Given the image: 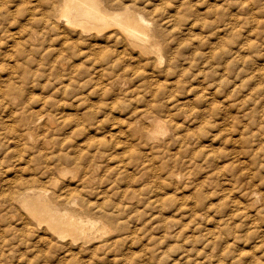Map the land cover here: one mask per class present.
<instances>
[{
  "label": "rangeland",
  "instance_id": "rangeland-1",
  "mask_svg": "<svg viewBox=\"0 0 264 264\" xmlns=\"http://www.w3.org/2000/svg\"><path fill=\"white\" fill-rule=\"evenodd\" d=\"M24 1L25 0L6 1L8 7L12 11H17L16 12L17 15L15 16L13 21H12V18L10 19V18H7L8 16L7 17L5 16L7 15V12L5 11L4 8L2 10L3 12L0 11V21H1L0 22V35H3V43L0 46V54H1L0 57L2 56V58H0L1 59L0 60V89L2 90V91L0 90V205H1L0 206V264H37L38 262L39 264H48V262L50 264L51 261H53L51 264H54V263L55 264H63V263L64 264H67V263L68 264H81V263L86 264L87 262H88L87 264H90V263L91 264H102V263L103 264H110V263L111 264L113 263L114 264H138V263L140 264L142 263L143 264L142 262L143 259H146L145 258L146 255L151 251H152L151 253L153 254L154 253H156L157 255L167 254V256H169V254L177 255L178 252L180 253V250L182 251V250H187V249L190 250V249H204V248L208 250L213 249V251L210 252V254L212 253L211 254L212 260L213 259L217 260L219 258L221 251L227 252L226 254H224V258L220 257V259L224 262V264H243L241 261L245 262L246 257H247L246 255L244 257L243 253L244 252L248 253L252 251L254 252V250L257 252L255 256L261 257V260L264 261V257H263L264 253L262 252V250H257V249H264V226H263L264 223L260 225L259 224L260 222L259 223L253 222L252 224L254 213H257L260 210L259 211L260 215H264V202H263L264 201L263 199L264 198V57H263L264 56V51H263L264 50V0H121L122 2L131 5L132 7H135L136 9L146 12L148 16L150 12L154 13L153 17L154 18L156 17L155 19L158 21H161L160 23L164 25L165 28H167L166 30L170 33V38H172L171 41L174 39V35L176 37V40L181 41V45H179L180 41L176 43V40H175V44H174V40H173V44L176 47V50L178 53H177V58L172 63V65H170V67L167 66L168 68L166 67V65H164L163 67L153 69L152 66L147 64V61L145 60L141 62H139L140 60H137L136 62L135 61L136 59L134 58L133 55L132 56L130 54L128 55V53L120 54L121 44H118L117 42L115 43L112 42V44L113 43L115 44V45L113 44L112 46L115 47L117 49L116 50L115 48L111 46L110 44L111 41L105 42V39L103 36V37H98L96 40L92 39V40L85 41V43L86 42L88 43V44L86 43L87 45L84 44L77 48L78 50L79 49L81 50V51L79 50L80 52H77L78 50L74 49L75 53H73L74 50H71L70 52L72 54H70L69 52V57H72V58L67 57L68 58L67 59L66 56L64 57L65 58L64 66H63L64 68L60 67L61 70L59 67H56L54 64L55 63L54 58L56 57L55 56L56 52L52 50L56 48L55 46L58 47L59 45L57 43H54L55 44L54 46V44L53 45L48 44V41L47 42L39 41L41 40L39 39L40 37L33 32L34 26H32V24L28 25V22H26V19H24V15H27V12H29L31 9V5ZM17 3L18 5H16ZM10 4L12 6H10ZM13 4H15V6ZM169 11L171 14L169 13ZM169 15H171L172 17ZM161 17L162 18L164 17L163 18L164 20ZM18 20H21L22 24H21V21L19 22L20 24L17 23ZM10 21L12 24H10ZM12 25H14V27ZM184 25L185 27H187V29L184 27ZM13 28H14V31H13ZM9 29L11 31L10 34L21 31L20 38H19L20 44L16 43L17 46L14 44L16 40L14 41V39H12L11 37L8 38L11 40H8L6 37H9V36L5 33L3 34L4 31H9ZM25 29H26L25 32H27V30L31 31L33 40L32 38L30 39L27 38V41L25 42L24 40L26 36V34L24 36ZM29 40H31L32 44L28 42ZM22 41H23V44H21ZM196 41L198 44H196ZM47 44H48V47H46ZM10 45L12 46V48ZM14 45L16 47H14ZM193 46L195 50L193 49ZM238 47H241L239 48L240 51L241 50H244V51H241V52L239 50L237 51ZM89 49H91V51ZM97 49L98 51L96 53ZM255 49L257 51L259 50L258 53L255 52ZM87 50H89V52ZM4 51H6L7 53ZM230 51H232V53ZM9 52H12V53H9ZM87 52L88 54L89 53L90 54L88 55ZM253 52L257 54L253 55L254 54ZM107 53L110 54L111 56L112 55L114 56L115 54V56L111 57ZM117 53H119L120 55H118ZM78 54L80 55L76 57V55ZM101 54L105 57H102ZM197 54H199V56H197ZM9 56H11V59L9 58ZM226 56H228V58H226ZM252 56H255V58ZM100 57H102L101 58L102 60L100 59ZM109 57H111L112 61H114V59L115 60L121 59V60L120 62L117 60V62L114 64L115 67H113L109 65V63L111 62L110 61L111 59H109ZM257 57L260 59H258ZM234 58L235 59L238 58L237 63ZM71 59H73V61ZM91 59H93L92 60L93 62L91 61ZM217 59H219L220 61L218 62ZM225 59L227 60L226 63L224 61ZM239 59H243V61ZM69 60H70V63H69ZM76 60L77 62H75ZM100 61L101 63H99ZM74 62H75V65H73ZM143 62H145L147 65ZM250 62L251 63L253 62V63L251 64ZM126 63H128V65ZM129 63L134 69L130 67ZM180 63L181 65H184V67L181 66ZM98 64L101 66V68H99L100 66ZM120 64L125 67L120 66ZM219 64L222 65L223 67H221ZM250 64L252 65V67ZM216 65L219 68H216L217 67ZM245 65L246 66L248 65L249 67V68L247 67L248 70L245 67ZM93 66H96V67L94 68ZM92 67L97 71H92L94 70ZM230 68H232L233 70H231ZM252 68H254L256 71ZM149 69L151 71H148ZM229 69H230V72H229ZM235 69L236 71H234ZM239 69L243 73H241ZM88 70L90 72H88ZM143 70H145L144 73H142ZM216 71L218 74L216 73ZM253 71L257 73H253ZM258 71H260V73ZM161 72H164V73H161ZM219 72L221 74H219ZM80 74L81 75L83 74V75L80 76ZM145 74H147L148 76ZM217 75H219L220 77ZM114 76H117V77H114ZM150 76L151 78L149 79ZM152 76L155 78H153ZM162 76H165V77H162ZM72 77L73 78L75 77L74 80ZM83 77L85 78V80ZM113 77H114V80H112ZM143 77L145 80L141 79ZM86 80L90 83L86 82ZM148 80H150L151 83ZM76 81L78 82V84H80L79 82H82L81 83L82 85L81 84L78 85ZM84 85H86L87 87ZM232 91H235V92H232ZM231 92L232 93L237 92V93L232 94ZM137 93L140 97L139 99H142V100H139L137 98L138 97ZM142 96L144 99L142 98ZM132 97L135 98L136 100L135 99L133 100ZM137 100H138V103L137 102L135 103V101ZM237 100L239 101V103H236ZM227 103L229 105H226ZM231 103L234 106H232ZM179 104L183 105L187 110H190L192 115L189 117H186L185 113H183L186 109L183 110ZM10 105L11 106L13 105V107L11 108ZM132 106L136 107L135 108L136 110H134ZM181 110H182V113H181ZM144 111L148 116L155 117L156 115L158 116L156 118L160 117L161 120L163 119L162 121L164 122L167 121L166 123L167 127H169L168 124L171 126H174L172 127L173 130L171 129L172 130L171 131L170 128H168L167 133L155 134L154 136H152L151 130L149 129L148 124L145 125L146 123L143 124L144 123L143 120L142 121L138 120L140 118V117L138 118V116H141L144 113ZM194 111H197V112H194ZM218 111L221 113H219ZM133 112L135 113L137 112V113L132 114ZM218 113L220 114V116L222 114L223 115L225 114V115L224 116L222 115V117L220 116L218 117L217 115ZM243 113L244 115L242 116L241 114ZM199 114L201 117V118L199 117V119L201 121L198 119ZM245 115L246 117H244ZM38 117L40 120L38 119ZM194 117H197L196 118L197 120L195 119L194 121ZM28 118L31 120L27 121ZM213 119L216 122V125ZM227 119L229 122H232V123H227L228 122V121L226 122ZM247 119H250V120H247ZM71 120L72 122H70L71 123L70 124L69 121ZM135 120H136V123L134 122ZM221 120H222V123H221ZM224 120H225V124H224ZM61 121L63 123H60ZM245 121L246 123H244ZM45 122L48 124H46ZM77 122L78 124H76ZM131 122H134V123H131ZM183 123L184 124L187 123L188 126L183 125ZM220 123H221V126H220ZM43 124L45 125L44 127H42ZM191 124L192 126H190ZM199 124L200 126H198ZM46 125L47 126L49 125L48 126L49 128ZM70 125H72V128L70 127ZM204 125H205V129H204ZM214 125H215V129H214ZM244 125L247 126V128H245ZM79 126L80 128L82 127L80 130H79ZM117 126L118 127L121 126V127L118 128ZM145 126L147 128H145ZM114 127L115 128L117 127V130L116 129L114 130L113 129ZM181 127H184V128H181ZM31 128H33V130ZM74 129H76L75 130L76 132L74 131ZM109 129L111 130L109 131ZM195 129L196 130L198 129V130L196 131ZM232 129H234L232 133L233 137H231L230 135V132H232L230 130ZM174 130L176 131L177 135L181 134V137H179L180 135L176 137L177 135L173 132ZM203 130L204 131L207 130L206 131L207 133H204ZM214 130H217V131H214ZM84 131L86 132L88 131V132L85 133ZM219 131H222L223 133L222 132L220 133ZM49 132L50 134H48ZM58 132L60 133L59 136H58ZM199 132L202 133V135L199 134ZM73 133L75 134V136L73 135ZM194 133H196L197 135ZM111 134L113 135L115 134L117 138L116 137L114 138V136ZM131 134H133L132 137H130ZM205 134L206 135L208 134V135L204 136ZM223 134H226V136H224ZM119 135H121L120 138H119ZM209 135L214 136L215 140H213L214 138L210 136L213 140L212 141ZM125 136H127V138ZM91 137L92 139H90ZM85 139L87 140V142ZM238 139L240 140L238 141ZM26 140L27 141L29 140V141L27 142ZM73 140L75 141L70 142ZM95 140L96 141L101 140L103 142V145L100 149H95L91 147L93 141ZM187 140L188 142H186ZM80 141H82V143ZM83 141L86 145L83 143ZM89 141L91 142L89 143ZM111 141L113 144L111 143ZM116 142H118L119 144H117ZM134 142H135V145H134ZM213 142L215 143L213 144ZM139 143H141L142 145L141 144L139 145ZM71 144L73 148L74 146H76L77 148L75 147L76 149L75 148L73 149L71 147ZM105 144L108 147V151H107V147L105 146ZM127 144H129V146ZM165 144L166 146L168 145L169 147L168 146L166 147ZM181 144H185V145H181ZM110 145L111 146L113 145V146L111 147ZM122 145L124 147H122ZM52 146L53 148H51ZM117 146L118 148H116ZM148 146H152V147L149 148ZM161 146L163 149L161 148ZM136 147H138L139 150ZM155 147L157 149L160 147L158 149L160 151H156L157 149ZM37 148H39L38 151L40 153L37 151ZM44 148L47 149L46 151L49 153H47L44 150ZM57 148L59 150H56ZM60 148H62L63 150ZM153 148L156 149V150L154 149V153H153ZM82 149H88V152H90L89 153L90 155L94 153L92 155L94 157L92 156L89 157L87 150H82ZM170 149L173 151L171 152ZM119 150L121 151L119 152ZM131 150L133 153L131 152ZM163 150H166V151H163ZM207 150H209V152ZM213 150L214 152L212 154L213 155L212 157V155H209V153L211 154ZM129 151L131 152V154ZM52 152H53V155H52ZM103 152H107V153L105 154ZM118 152L121 154H118ZM142 152L144 153L143 155H145V158H143L144 156L142 155ZM65 153L67 154V156L75 155V154L79 156L82 155L81 156L82 160L83 159L84 160L88 159L87 161L90 160L88 162L89 166H87L88 165L87 161L85 162L84 160L83 161L80 160L81 163L79 162V164L77 163V165H75L77 167L79 166V168H76V167L74 168L73 166L75 163H72L70 161L68 163L67 160H66L67 162H65V159H64ZM82 153H84L85 155ZM116 153L119 156L117 155L114 156ZM107 154L110 156H108ZM134 154H137L136 158ZM154 154H157L156 155L158 157L157 159H155L156 156ZM214 154L216 155L214 156ZM218 154L220 155V157L218 156ZM105 155L108 156V158H106ZM132 155L134 157H132ZM207 155H209L208 157L210 158H208ZM146 156L148 157L150 156V157L147 158ZM159 156H161V158H159ZM216 156L218 157L216 158ZM114 157L115 159H113ZM116 157H119V159ZM139 157H141V159ZM53 158L55 162H57L58 160V161H61L62 163L61 162L54 163L52 161ZM174 158L175 159L178 158L176 162ZM107 159L108 160L110 159V160L108 161ZM145 159L146 160L148 159V160L145 161ZM151 159L154 161H151ZM45 160L48 165L45 163ZM119 161L120 162L122 161L123 164L119 163ZM129 161H131V163H129ZM159 161H162L164 165L162 162H159ZM52 162L54 164H52ZM151 162L152 164L153 162L155 163L151 165L150 164ZM50 163L52 167L54 166L53 167L54 169L50 167L49 165ZM70 163L73 164V166ZM105 163L106 164L108 163V164L104 166L103 164ZM156 163H158V165H160L159 163H162L161 167L163 168L159 166V169H158V166ZM64 164L66 166L68 165V167L64 166ZM127 164L131 168H127L128 167ZM147 164H150L152 166L150 167L149 170L147 169L149 167V165ZM41 165L42 167H40ZM45 166L47 170H45ZM61 166L63 167L61 169H58V167L60 168ZM91 167L93 168V170ZM153 167L156 170H154ZM119 168H121V170ZM105 169L107 170V172ZM114 169L116 170L115 172H114ZM108 170L110 171L108 172ZM66 171L69 173L63 176L62 173ZM102 171L105 173H109L110 176L108 174H106L107 175L106 176L105 173L102 174ZM121 171H124V172H121ZM38 172H41V173H38ZM88 172L90 173L92 172V173L90 174ZM150 172L151 173L153 172V173L151 174ZM86 173L87 175L90 174L89 175L90 180L88 176L87 177L85 176ZM131 173L133 174V176H131L132 175ZM167 173L169 174L170 177L168 176ZM171 173H173L175 176L172 175ZM82 174L84 177L82 176ZM125 174L128 178L125 176ZM151 175L153 178H151ZM159 175H162V177L164 178H162ZM166 175L169 177L168 178L169 181L166 179L167 178ZM80 176H81V179H80ZM100 176H102L101 177L102 179L100 178ZM105 176L107 178L108 177L110 178L108 180H112L114 178L113 179L114 181L112 182L108 181ZM115 176L119 177L117 178L118 181L115 179ZM120 176H123V177L125 176L126 178L125 177L123 178ZM135 176L136 177L140 176V177L136 179ZM37 177H38V180L36 179ZM51 177L54 179L50 180ZM95 177L100 179L101 182H99L100 180L98 181V179ZM159 177L160 179H157ZM68 179H70V182ZM35 180H37L40 183L39 186L41 184L42 185L44 184L43 185L44 188H49L51 192L50 193L51 196L57 197L56 199L60 200L59 203L64 202V204H66L65 201L67 199L74 198L73 200L79 204L78 207L80 208L82 207L84 211H87L88 209V212L89 213L91 212L90 214H93V215H98L99 212L102 213L103 210L100 211L102 209V206H103L104 212L106 211L107 214L108 213L112 214L119 207L121 203L124 204L123 206H120L121 209L118 208L117 209L118 211L116 210L117 211V213L115 212L116 214L113 213V215L117 216L116 218L121 222V224L123 225L125 224V229L121 234L123 235L125 233V235L120 237L121 239L119 240V246L117 244L116 246H114L115 248L112 247L111 250L109 248L102 249L100 251L101 253L95 252L94 251L95 249H91L92 245L90 246L84 245V244L73 245L71 247L74 251L71 249V247H69L71 250L66 247L62 249L61 251V248H60L61 246H57V247L54 246L55 247V248L53 247L55 251L54 252L53 248L48 249L47 246H41L44 244H40V238L42 235V232L40 230L31 232L30 234L28 233L29 231H27L26 235L23 237V235L25 234V230H26L24 229L23 231V228H25V226H23L22 219H21V217L23 218V215H22L23 212L21 211V209H17L15 207H14L15 209L12 208L11 205L6 202H8L7 200L15 195V192L17 193L19 191L18 189H20L22 184L30 185ZM48 181H52L53 183H56L57 186H51ZM61 181L63 182V184ZM64 181H68L72 185ZM78 181L82 182V184L79 183ZM88 181H91L90 185H86ZM149 181H151V183ZM172 181L175 184H170V183H173ZM45 182L47 183L48 186L46 185ZM123 182L124 184L122 185ZM76 183L78 184L76 185ZM125 183L128 184L126 188H125L126 186ZM165 183L167 184V186L168 185L169 186L166 187ZM119 184L121 185L119 186ZM42 185L40 187L43 188ZM107 185L109 186V188ZM151 185H153V187ZM78 186L82 187L83 189L77 188ZM60 187L62 188L59 189ZM151 187L153 189H151ZM70 188L71 189L74 188V189L69 190ZM114 188L115 189L117 188V191L114 190ZM124 188L127 190V193H129L127 194L128 196L126 195V190ZM137 188H140V189H137ZM144 188L146 191H144ZM84 189H86V191ZM99 189H102V191ZM147 189L148 190L150 189L151 192H149L150 190L147 192ZM67 190H69V192ZM80 190L81 191L84 190V191H82L83 194L79 196L78 191ZM121 190H124L123 193H124V196L126 195L125 196L126 198L122 195L123 193ZM141 190H143L142 191L143 194L146 193V195H142ZM53 191H55L54 192L55 196L52 193ZM60 191L61 192L63 191V192L61 193ZM96 191L97 192L99 191L98 194ZM156 191H157V194L159 195V198L157 195H155ZM84 192H87V193L85 194ZM255 192L258 194L255 196L258 200H256L257 202L255 204H253L254 202H252L253 200L251 199V197L254 194L253 195H250V194L255 193ZM56 193H59V194L56 195ZM130 193H132L133 195ZM165 193H166V196H164ZM161 194L163 197L161 196ZM72 195L74 196L77 195L80 198L77 196L72 197ZM96 195H98V198L99 197L100 198L97 199ZM106 196L108 197V199ZM122 196L124 197L123 199H122ZM130 196H133V197H130ZM63 197H66V198H63ZM95 197L96 199H94ZM119 197L121 200L118 201ZM79 199H81L82 202L85 199L84 204L81 203L80 202L81 200ZM111 199H114V200H111ZM149 199L151 200L154 199L155 202H158V205L156 206L157 203H154V200L151 201ZM147 200H149L148 202L150 206L154 205V207L152 206L151 208L147 207L149 206V205H146ZM100 201L101 203L99 205ZM86 202H88L89 205H86L87 204ZM97 202H98V206H97L98 209H96ZM107 202L109 203L108 205L110 206V208L109 206H106ZM143 203L146 206H143ZM91 204L95 205V207H93ZM165 204H167L168 206ZM130 205H133L135 207L133 206L130 207ZM262 205L263 207H261ZM8 206L9 208L7 209ZM87 206H89V208H87ZM127 206L130 207V209L132 210H128L129 208L127 209ZM141 206H143L144 208ZM161 206L162 207L165 206V207L162 208ZM123 207H124V210L122 209ZM250 207H251V210H248V208L250 209ZM160 208L165 213L160 211L161 210ZM108 209L109 210L111 209V210L109 211ZM95 210L96 211L99 210V211L96 212ZM138 210H140L141 213L138 212ZM157 210H159L162 213L160 214ZM125 211L127 213L126 215H125ZM147 211H150V212H147ZM133 212L134 213L136 212L135 214L136 217L134 216ZM248 213L249 214L251 213V215H249ZM16 214H18L19 216ZM137 214L139 217L137 216ZM147 214H150V215L148 216ZM153 214H155L156 217ZM158 215L160 216V218ZM126 216L127 217L129 216V217L127 218ZM133 217H135L134 218L135 220L133 219ZM141 218L142 219L145 218V220L144 219L142 220ZM122 220L123 221L126 220V221H124L123 223ZM163 220L166 221L165 225H164ZM174 220L176 221L174 222ZM158 221L163 224L161 225V223H159ZM129 222L131 223L130 226L128 224ZM14 223L17 224L18 226L19 224H21L22 227L21 226L18 227ZM133 223H134V226H132ZM142 224L144 226H142ZM181 225L183 226L180 227ZM135 226L137 227L135 228ZM16 227L17 229L21 228V230L19 229V231H23L24 234H22L19 231H16ZM142 227H144L143 228L144 230L142 229ZM163 227H166L165 229L166 233L164 232V234H163V230H164ZM134 229L137 232L136 231L134 232ZM39 231L41 233H39ZM170 233H171V236H170ZM210 233L213 235L212 238L216 240L215 241L216 243L211 239ZM153 235L155 239L151 237V240H150V237L148 236H153ZM233 236H235V238ZM109 237L111 238V240L114 239V236L111 237L109 235H106L104 236V240H106L107 238H108L107 240H110ZM195 237L197 238L200 237V238L197 239ZM32 238H36V239H32ZM159 238L161 239V241L164 240V242L159 241ZM194 238L198 241L199 240L203 241L204 239L206 247L204 246L202 242H198V243L191 242L190 240H195ZM206 238H208L207 241H206ZM26 239H27V242H26ZM165 239L167 241H165ZM177 239H179V241ZM236 239L238 240L236 241ZM35 241L38 243H36ZM157 241L158 243H156ZM229 241H232V242L229 243ZM183 242L185 244H183ZM31 243L32 245L30 246ZM36 244L41 248L36 246ZM157 245H158V249H157ZM78 247L80 250L78 249ZM74 248H76L77 250ZM89 248L92 251H90ZM116 248H119V249L116 250ZM230 248L233 250H231ZM59 249L61 252L59 251ZM65 249H68L70 252ZM63 250L65 251L63 252ZM84 250H86L87 253H85ZM170 250H172L173 252L171 251V253H169ZM123 251L125 252V255L127 254L129 258L123 255L124 254ZM45 252L48 254L45 255ZM62 252L64 255L60 254ZM110 253H112V255ZM67 257L68 258L70 257L69 258L70 260H68ZM75 257H77L76 258L77 260L75 259ZM82 257L84 259L83 261H82ZM89 257H91V259ZM101 257H105V258L103 259ZM58 258L59 260H57ZM123 258L126 260H124ZM239 258L241 259L240 261H239ZM62 259L63 261L65 260V262H63ZM114 259L116 261H114ZM171 259H173V257H171ZM171 259H168V260H171ZM73 260L76 262L74 263ZM155 263L156 264H166L163 261L162 263L161 261L159 263L158 261L157 262L155 261Z\"/></svg>",
  "mask_w": 264,
  "mask_h": 264
},
{
  "label": "bare ground",
  "instance_id": "bare-ground-1",
  "mask_svg": "<svg viewBox=\"0 0 264 264\" xmlns=\"http://www.w3.org/2000/svg\"><path fill=\"white\" fill-rule=\"evenodd\" d=\"M6 1H8V0H0V11H2L3 10V8L5 9V11L7 12V15H5L7 18H12V21H13V19L15 18V16L17 15L16 14V12L17 11H12L9 7H8V5H7V3H6ZM21 1V0H20ZM16 2V1H15ZM24 2H27V3H29L30 5H31V9H30V11L29 12H27V15H24V19H26V22H28V25H31L32 24V26H34L33 28H34V30H33V32L35 33V34H37L40 38L39 39H41V40H39V41H42V42H47L48 41V44H54V43H57L59 46L57 47V46H55V44H54V46L56 47V48H54V49H52V50H54L56 53H55V66L56 67H63L64 66V57L66 56V58L67 57H69V52L71 51V50H74V49H77L78 47H80V46H82V45H84V44H86L85 43V41H88V40H92V39H97L98 37H103L104 36V39H105V42L107 41H111V46L115 43V42H117L118 44H121V46H120V48H121V51H120V54L122 53H128V55L130 54L131 56L133 55L134 56V58L136 59L135 61L137 62V60H140L139 62H141V61H143V60H145V61H147V64H149V65H151L152 66V68L154 69V68H160V67H163L164 65H166V67L168 66V67H170V65H172V63L176 60V58H177V50H176V47L174 46V44H175V40H176V37H175V35H174V44H173V40L171 41V39L172 38H170V33L166 30L167 28H165L164 27V25H162L160 22L161 21H158V20H156L154 17H153V15H154V13H152V12H150V14H149V16L147 15V13L146 12H144V11H141V10H139V9H136L135 7H132L131 5H129V4H126V3H124V2H122L121 0H25ZM20 3V2H19ZM23 4V3H22ZM14 6H15V4H13ZM16 5H18V3L16 4ZM10 6H12L11 4H10ZM26 6V5H25ZM17 7V6H16ZM24 7V6H23ZM14 10V9H13ZM166 10V9H165ZM3 12V11H2ZM177 12V11H176ZM157 13V12H156ZM159 13V12H158ZM169 13H170V11H169ZM173 13V12H172ZM168 14V13H167ZM171 14V13H170ZM178 14V13H177ZM176 14V15H177ZM173 15V14H172ZM165 16V15H164ZM169 16H171V15H169ZM175 16V15H174ZM158 17V16H157ZM172 17V16H171ZM162 18V17H161ZM164 18V17H163ZM162 18V19H163ZM168 18V17H167ZM170 18V17H169ZM4 19V18H3ZM158 19H160V18H158ZM177 19V18H176ZM7 20H9V19H7ZM164 20V19H163ZM178 20V19H177ZM21 20H18V22L17 23H19ZM1 22V21H0ZM14 22H16V21H14ZM175 22V21H174ZM178 22V21H177ZM24 23V22H23ZM165 23V22H164ZM183 23V22H182ZM10 24H12L11 23V21H10ZM14 24V23H13ZM20 24V23H19ZM21 24H22V21H21ZM166 24V23H165ZM178 24V23H177ZM13 27H14V25H12ZM15 26H16V24H15ZM22 26H24V25H22ZM31 26V27H32ZM8 27V26H7ZM170 27H171V25H170ZM184 27H185V25H184ZM21 28H23V27H21ZM21 28H19V29H21ZM168 28H169V26H168ZM186 29H187V27H185ZM11 29V28H10ZM10 29H9V31H4L3 32V34L5 33V34H7L9 37H6L7 39L8 38H12V39H14V44L17 46V44L16 43H19V41H20V32L21 31H18V32H15V33H12V34H10L11 33V31H10ZM188 29H189V27H188ZM16 30V29H15ZM183 30V29H182ZM185 30V29H184ZM194 30V29H193ZM13 31H14V28H13ZM26 31V29L24 30V32ZM189 31V30H188ZM192 31V30H191ZM110 33V34H109ZM25 34H26V36H25ZM111 34H113V35H111ZM181 34V33H180ZM173 35V34H172ZM189 35H191V34H189ZM24 36H25V42L27 41V38H32V33H31V31H29V30H27V32H25L24 33ZM112 36H114V37H112ZM177 36V35H176ZM184 36V35H183ZM183 36H182V38H183ZM178 37H180V36H178ZM197 37V36H196ZM114 38V39H113ZM178 39H180V38H178ZM186 39V38H185ZM8 40H11V39H8ZM32 40H33V38H32ZM99 40V39H98ZM183 40V39H182ZM187 40V39H186ZM100 41V40H99ZM180 41V40H179ZM178 40H176V43L177 42H179ZM9 42V41H8ZM7 42V43H8ZM28 42H30L31 43V40H29ZM93 42V41H92ZM101 42V41H100ZM99 42V43H100ZM112 42H114L113 44H112ZM2 43H3V35H0V46L2 45ZM20 44V43H19ZM21 44H23V41H22V43ZM32 44V43H31ZM48 44H47V46L46 47H48ZM88 44V43H87ZM86 44V45H87ZM103 44V43H102ZM186 44V43H185ZM196 44H198L197 43V41H196ZM199 44H200V42H199ZM9 45V44H8ZM12 45V44H11ZM10 45V46H11ZM14 45V47H16ZM85 45V46H86ZM90 45V44H89ZM105 45V44H104ZM108 45H109V43H108ZM115 45V44H114ZM179 45H181V41H180V44ZM194 45V44H193ZM20 46H22V45H20ZM34 46V45H33ZM116 46H118V45H116ZM196 46V45H195ZM198 46V45H197ZM32 47V46H31ZM31 47H30V49H31ZM46 47H45V49H46ZM94 47V46H93ZM113 47V46H112ZM180 47V46H179ZM233 47V46H232ZM3 48H5V47H3ZM11 48H12V46H11ZM50 48V47H49ZM90 48H92V47H90ZM110 48V47H109ZM113 48H115V47H113ZM118 48V47H117ZM239 48H241V47H238V49H237V51L239 50ZM243 48V47H242ZM6 49H8V48H6ZM82 49V48H81ZM87 49V48H86ZM101 49H102V47H101ZM116 49V48H115ZM193 49H194V46H193ZM197 49V48H196ZM257 49V48H256ZM255 49V52H257L258 53V51ZM13 50V49H12ZM11 50V51H12ZM18 50H19V48H18ZM78 50V49H77ZM80 50V49H79ZM77 51V52H80V51ZM90 51H91V49H89ZM89 50H87L88 52H89ZM94 50V49H93ZM100 50V49H99ZM117 50V49H116ZM119 50V49H118ZM189 50V49H188ZM195 50V49H194ZM229 50V49H228ZM7 51V50H6ZM6 51H4V52H6ZM97 51H98V49L96 50V53H97ZM102 51V50H101ZM227 51V50H226ZM233 51V50H232ZM232 51H230L231 53H232ZM236 51V50H235ZM234 51V52H235ZM240 51V50H239ZM241 51H244V50H241ZM240 51V52H241ZM262 51V50H261ZM264 51V50H263ZM3 52V53H4ZM76 52V53H77ZM88 52H87V54H88ZM93 52V51H92ZM91 52V53H92ZM100 52V51H99ZM99 52H98V54H99ZM248 52V51H247ZM7 53V52H6ZM9 53H12V52H9ZM21 53V52H20ZM73 53H75V50H74V52ZM85 53V52H84ZM94 53V52H93ZM190 53V52H189ZM249 53V52H248ZM254 53V52H253ZM257 53H254L253 55H255V54H257ZM261 53V52H260ZM70 54H72L71 52H70ZM81 54V53H80ZM80 54H78V55H76V57L77 56H79ZM83 54V53H82ZM86 54V53H85ZM90 54V53H89ZM88 54V55H89ZM108 54V53H107ZM111 54H112V52H111ZM118 55H120L119 53H117ZM187 54H188V52H187ZM191 54V53H190ZM209 54V53H208ZM216 54V53H215ZM1 55V54H0ZM9 55H11V54H9ZM21 55V54H20ZM108 55H110V54H108ZM127 55V54H126ZM206 55V54H205ZM214 55V54H213ZM219 55V54H218ZM232 55V54H231ZM230 55V56H231ZM246 55V54H245ZM4 56H6V55H4ZM95 56V55H94ZM101 56L102 57H105V56H103L102 54H101ZM111 56V55H110ZM113 56V55H112ZM111 56V57H112ZM114 56H115V54H114ZM113 56V57H114ZM191 56V55H190ZM196 56V55H195ZM197 56H199V54H197ZM196 56V57H197ZM204 56V55H203ZM81 57H82V55H81ZM102 57H100V59L102 58ZM111 57H109V59H111ZM119 57V56H118ZM127 57V56H126ZM129 57V56H128ZM205 57V56H204ZM209 57H210V55H209ZM252 57H254L255 58V56H252ZM264 57V56H263ZM0 58H2V56L0 57ZM9 58L11 59V56H9ZM8 58V59H9ZM69 58H72V57H69ZM86 58V57H85ZM92 58V57H91ZM95 58V57H94ZM107 58V57H106ZM117 58V57H116ZM125 58V57H124ZM198 58V57H197ZM226 58H228V56H226ZM240 58H242V57H240ZM258 58V57H257ZM9 59V60H10ZM68 59V58H67ZM77 59V58H76ZM79 59H81V58H79ZM83 59V58H82ZM99 59V60H100ZM105 59V58H104ZM232 59V58H231ZM230 59V60H231ZM235 59V58H234ZM237 59L238 58H236L235 60H236V63H237ZM258 59H260V58H258ZM261 59H263V58H261ZM1 60V59H0ZM72 61H73V59H71ZM84 60V59H83ZM93 59H91V61H92ZM102 60V59H101ZM117 60L118 59H114V61H112V59L110 60L111 62L109 63V65H111V66H113V67H115V63L117 62ZM120 60L121 59H119L118 61L120 62ZM129 60V59H128ZM218 60V62L220 61L219 59H217ZM239 60H242L243 61V59H239ZM81 61V60H80ZM124 61V60H123ZM122 61V62H123ZM179 61V60H178ZM225 61V63L227 62V60L225 59L224 60ZM262 61V60H261ZM10 62V61H9ZM75 62H77V60L75 61ZM75 62H74V64L73 65H75ZM82 62V61H81ZM93 62V61H92ZM95 62H97V61H95ZM130 62V61H129ZM133 62V61H132ZM180 62V61H179ZM214 62V61H213ZM6 63V62H5ZM69 63H70V60H69ZM79 63V62H78ZM99 63H101V61L99 62ZM143 63H145V62H143ZM231 63H233V62H231ZM240 63H242V62H240ZM251 63V62H250ZM253 63V62H252ZM251 63V64H252ZM92 64V63H91ZM95 64V63H94ZM97 64V63H96ZM127 65H128V63H126ZM130 64V63H129ZM133 64V63H132ZM146 64V63H145ZM144 64V65H145ZM146 64V65H147ZM184 64V63H183ZM192 64V63H191ZM216 64V63H215ZM221 64V63H220ZM219 64V65H220ZM229 64V63H228ZM239 64V63H238ZM250 64V65H251ZM5 65V64H4ZM99 65V64H98ZM98 65H96V66H98ZM104 65H106V64H104ZM116 65H118V64H116ZM143 65V66H144ZM180 65H181V63H180ZM72 66V65H71ZM96 66H93L94 68L96 67ZM100 66V65H99ZM120 66H122V67H125V66H123V65H121L120 64ZM141 66V65H140ZM181 66H183L184 67V65H181ZM190 66V65H189ZM207 66V65H206ZM215 66V65H214ZM217 66V65H216ZM221 67H223L222 65H220ZM74 67V66H73ZM78 67V66H77ZM90 67V66H89ZM92 67V68H93ZM129 67V66H128ZM130 67L132 68V66H131V64H130ZM135 67V66H134ZM167 67V68H168ZM175 67V66H174ZM220 67V68H221ZM231 67V66H230ZM235 67V66H234ZM245 67L247 68L248 67V65L246 66L245 65ZM251 67H252V65H251ZM64 68V67H63ZM76 68V67H75ZM93 68V69H94ZM99 68H101V66L99 67ZM136 68V67H135ZM141 68V67H140ZM142 68H144V67H142ZM177 68V67H176ZM216 68H219L218 66L216 67ZM216 68H215V70H216ZM236 68V67H235ZM249 68V67H248ZM248 68H247V70H248ZM77 69V68H76ZM78 69H80V68H78ZM88 69V68H87ZM98 69V68H97ZM128 69H130V68H128ZM132 69H134V68H132ZM148 69V68H147ZM182 69V68H181ZM222 69V68H221ZM231 70H233L232 68H230ZM230 69H229V72H230ZM251 69V68H250ZM252 69H254V68H252ZM60 70H61V68H60ZM84 70V69H83ZM156 70V69H155ZM185 70V69H184ZM199 70V69H198ZM240 70V69H239ZM255 70V69H254ZM92 71H97V70H92ZM130 71V70H129ZM148 71H151L150 69L148 70ZM157 71V70H156ZM162 71V70H161ZM181 71V70H180ZM183 71V70H182ZM187 71V70H186ZM224 71V70H223ZM234 71H236V69L234 70ZM256 71V70H255ZM255 71H253V73H257V72H255ZM88 72H90L89 70H88ZM99 72V71H98ZM132 72V71H131ZM145 72V70H143V72L142 73H144ZM159 72H160V70H159ZM175 72V71H174ZM228 72V73H229ZM240 72H241V70H240ZM239 72V73H240ZM259 73H260V71H258ZM76 73V72H75ZM92 73V72H91ZM97 73V72H96ZM127 73V72H126ZM129 73V72H128ZM140 73V72H139ZM161 73H164V72H161ZM216 73H217V71H216ZM215 73V74H216ZM227 73V72H226ZM238 73V74H239ZM241 73H243V72H241ZM245 73V72H244ZM252 73V74H253ZM84 74V73H83ZM82 74V75H83ZM132 74V73H131ZM135 74V73H134ZM133 74V75H134ZM157 74H158V72H157ZM177 74H179V73H177ZM176 74V75H177ZM181 74V73H180ZM218 74V73H217ZM219 74H221L220 72H219ZM251 74V75H252ZM81 74H80V76H82ZM139 75V74H138ZM144 75V74H143ZM145 75H147V74H145ZM152 75V74H151ZM245 75V74H244ZM254 75V74H253ZM77 76H79V75H77ZM106 76V75H105ZM148 76V75H147ZM155 76V75H154ZM217 76H219V75H217ZM70 77V76H69ZM114 77H117V76H114ZM114 77H113V79L112 80H114ZM142 77V76H141ZM153 77V76H152ZM156 77V76H155ZM155 77H153V78H155ZM159 77V76H158ZM162 77H165V76H162ZM167 77V76H166ZM220 77V76H219ZM219 77H218V79H219ZM242 77V76H241ZM244 77V76H243ZM71 78V77H70ZM73 78V77H72ZM75 78V77H74ZM74 78H73V80H74ZM84 78V77H83ZM107 78H109V77H107ZM151 78V76L149 77V79ZM152 78V79H153ZM245 78V77H244ZM256 78V77H255ZM67 79V78H66ZM69 79V78H68ZM102 79V78H101ZM111 79V78H110ZM118 79V78H117ZM141 79H144V77L143 78H141ZM147 79V78H146ZM70 80V79H69ZM79 80V79H78ZM84 80H85V78H84ZM145 80V79H144ZM262 80V79H261ZM81 81H82V79H81ZM111 81V80H110ZM148 81H150V80H148ZM155 81V80H154ZM153 81V82H154ZM225 81V80H224ZM223 81V82H224ZM71 82V81H70ZM69 82V83H70ZM74 82V81H73ZM77 82V81H76ZM86 82H88L87 80H86ZM85 82V83H86ZM152 82V83H153ZM219 82V81H218ZM221 82V81H220ZM222 82V83H223ZM68 83V82H67ZM80 84L82 83V82H79ZM84 83V84H85ZM88 83H90V82H88ZM150 83H151V81H150ZM65 84V83H64ZM71 84V83H70ZM77 84H78V82H77ZM80 84H78V85H80ZM109 84H110V82H109ZM67 85V84H66ZM65 85V86H66ZM82 85V84H81ZM87 85V84H86ZM86 85H84V86H86ZM147 85H148V83H147ZM150 85V84H149ZM235 85H236V83H235ZM68 86H69V84H68ZM152 86V85H151ZM219 86V85H218ZM87 87V86H86ZM99 87V86H98ZM80 88V87H79ZM225 88V87H224ZM1 90V89H0ZM2 91V90H1ZM129 92V91H128ZM135 92H137V91H135ZM139 92V91H138ZM232 92H235V91H232ZM231 92V93H232ZM131 93V92H130ZM184 93V92H183ZM190 93V92H189ZM195 93V92H194ZM237 93V92H236ZM236 93H232V94H236ZM128 94V93H127ZM126 94V95H127ZM132 94V93H131ZM191 94V93H190ZM225 94V93H224ZM137 95H138V93H137ZM136 95V96H137ZM143 95V94H142ZM12 96V95H11ZM144 96V95H143ZM143 96H142V98H143ZM129 97V96H128ZM214 97V96H213ZM11 98V97H10ZM9 98V99H10ZM133 98V97H132ZM138 99L140 98L139 97V95H138V97H137ZM13 99V98H12ZM135 98H133V100H134ZM144 99V98H143ZM185 99H187V98H185ZM203 99V98H202ZM226 99V98H225ZM225 99H224V101H225ZM136 100V99H135ZM139 100H142V99H139ZM183 100H184V98H183ZM214 100V99H213ZM11 101V100H10ZM131 101V100H130ZM173 101V100H172ZM171 101V102H172ZM186 101V100H185ZM190 101V100H189ZM238 101V100H237ZM236 101V103H239V101L237 102ZM138 103V100L137 101H135V103ZM141 102V101H140ZM177 102H178V100H177ZM180 102V101H179ZM182 102V101H181ZM231 102V101H230ZM10 103V102H9ZM134 103V102H133ZM187 103V102H186ZM208 103V102H207ZM222 103V102H221ZM225 103H226V101H225ZM177 104V103H176ZM175 104V105H176ZM189 104H190V102H189ZM188 104V105H189ZM232 104V103H231ZM180 105V104H179ZM223 105H225V104H223ZM226 105H229L228 103L226 104ZM238 105V104H237ZM236 105V106H237ZM11 106V105H10ZM20 106V105H19ZM181 107H182V109L183 110H185L186 108L183 106V105H180ZM193 106V105H192ZM232 106H234L233 104H232ZM232 106H230V107H232ZM13 107V105L11 106V108ZM133 107V106H132ZM131 107V108H132ZM181 107H180V109H181ZM188 107V106H187ZM189 107H191V106H189ZM228 107V106H227ZM227 107H225V108H227ZM15 108V107H14ZM130 108V109H131ZM134 108V110H136L135 108L136 107H133ZM132 108V109H133ZM194 108V107H193ZM200 108V107H199ZM218 108V107H217ZM24 109V108H23ZM179 109V108H178ZM201 109V108H200ZM230 109V108H229ZM216 110V109H215ZM214 110V111H215ZM221 110V109H220ZM21 111H22V109H21ZM24 111V110H23ZM140 111V110H139ZM202 111V110H201ZM222 111V110H221ZM225 111V110H224ZM233 111V110H232ZM137 112H138V110H137ZM136 112V113H137ZM141 112V111H140ZM194 112H197V111H194ZM219 112V111H218ZM234 112V111H233ZM244 112V111H243ZM28 113V112H27ZM135 112H133L132 114H136ZM181 113H182V110H181ZM183 113H185V115H186V117H189V116H191L192 115V113H191V111L190 110H185ZM208 113V112H207ZM219 113H221V112H219ZM217 114L218 115V117L220 116V114ZM227 113H228V111H227ZM231 113V112H230ZM25 114H26V112H25ZM142 114V113H141ZM248 114V113H247ZM152 115V114H151ZM223 115V114H222ZM222 115L220 116V117H222ZM225 115V114H224ZM223 115V116H224ZM231 115V114H230ZM229 115V116H230ZM234 115V114H233ZM242 116L244 115V113L243 114H241ZM249 115V114H248ZM46 116V115H45ZM134 116V115H133ZM204 116V115H203ZM206 116V115H205ZM215 116V115H214ZM135 117V116H134ZM140 117V118H139ZM156 117H158V116H156L155 115V117H153V116H148L146 113H145V111H144V113L141 115V116H138V120H140V121H142L143 120V124H145V125H147L148 124V126H149V129L151 130V135L152 136H154L155 134H165V133H167V131H168V128H170V130L172 129V127H174V126H171V125H169L168 124V126L169 127H167V125H166V123H167V121H162L161 119H160V117L159 118H156ZM199 117H200V114H199V116H198V119H199ZM217 117V116H216ZM216 117H214V118H216ZM226 117V116H225ZM235 117V116H234ZM244 117H246V115L244 116ZM250 117V116H249ZM60 118V117H59ZM197 117H194V121H195V119H196ZM201 118V117H200ZM35 119V118H34ZM38 119H39V117H38ZM131 119V118H130ZM133 119V118H132ZM134 119H136V118H134ZM229 119H231V118H229ZM233 119V118H232ZM234 119H236V118H234ZM251 119V118H250ZM250 119H247V120H250ZM31 119H27V121H30ZM40 120V119H39ZM182 120V119H181ZM193 120V119H192ZM197 120V119H196ZM200 120V119H199ZM203 120V119H202ZM223 120V119H222ZM222 120H221V123H222ZM246 120V119H245ZM59 121V120H58ZM201 121V120H200ZM206 121V120H205ZM204 121V122H205ZM213 121H214V119H213ZM228 121V119L226 120V122ZM232 121V120H231ZM46 122H48V121H46ZM45 122V123H46ZM51 122V121H50ZM70 122H72V120L71 121H69V123ZM135 123H136V120L134 121ZM134 122H131V123H134ZM169 122V121H168ZM180 122V121H179ZM183 122V121H182ZM187 122V121H186ZM203 122V123H204ZM236 122V121H235ZM31 123V122H30ZM60 123H63L62 121L60 122ZM60 123H58V124H60ZM66 123V122H65ZM64 123V124H65ZM67 123H68V121H67ZM74 123V122H73ZM72 123V124H73ZM141 123V122H140ZM181 123V122H180ZM191 123V122H190ZM197 123V122H196ZM195 123V124H196ZM207 123V122H206ZM214 123H215V125H216V122L214 121ZM213 123V124H214ZM221 123H220V126H221ZM227 123H232V122H227ZM244 123H246V121L244 122ZM243 123V124H244ZM46 124H48V123H46ZM71 124V123H70ZM76 124H78V122L76 123ZM115 124V123H114ZM189 124V123H188ZM201 124V123H200ZM200 124L198 125V126H200ZM218 124H219V122H218ZM224 124H225V120H224ZM56 125V124H55ZM66 125V124H65ZM75 125V124H74ZM113 125V124H112ZM116 125V124H115ZM120 125V124H119ZM139 125V124H138ZM178 125V124H177ZM183 125H187V123L186 124H184L183 123ZM215 125H214V129H215ZM45 125L43 124L42 125V127H44ZM47 126V125H46ZM49 126V125H48ZM47 126V127H48ZM51 126V125H50ZM78 126V125H77ZM171 126V127H170ZM188 126V125H187ZM187 126H185V127H187ZM190 126H192V124L190 125ZM203 126V125H202ZM201 126V127H202ZM229 126V125H228ZM232 126V125H231ZM230 126V127H231ZM243 126V125H242ZM245 126V125H244ZM70 127L72 128V125H70ZM118 127V126H117ZM117 127L115 128H113L114 130L116 129L117 130ZM121 127V126H120ZM120 127H118V128H120ZM224 127V126H223ZM241 127V126H240ZM49 128V127H48ZM74 128V127H73ZM78 128V127H77ZM82 128V127H81ZM80 128V126H79V130L81 129ZM145 128H147L146 126H145ZM180 128V127H179ZM181 128H184V127H181ZM195 128H196V126H195ZM200 128V127H199ZM236 128V127H235ZM245 128H247V126H245ZM27 129V128H26ZM32 130H33V128H31ZM38 129V128H37ZM112 129V128H111ZM111 129H109V131L111 130ZM189 129H190V127H189ZM203 129V128H202ZM204 129H205V125H204ZM218 129H219V127H218ZM217 129V130H218ZM39 130V129H38ZM65 130V129H64ZM63 130V131H64ZM76 129H74V131H75ZM87 130V129H86ZM92 130V129H91ZM105 130V129H104ZM141 130H143V129H141ZM173 130V129H172ZM171 130V131H172ZM193 130V129H192ZM196 130V129H195ZM198 130V129H197ZM196 130V131H197ZM217 130H214V131H217ZM220 130H221V128H220ZM223 130V129H222ZM224 130H225V128H224ZM223 130V131H224ZM233 130L234 129H232V130H230V131H232V132H230V135H231V137H233L232 136V133H233ZM239 130V129H238ZM29 131H31V130H29ZM29 131H27V132H29ZM44 131H46V130H44ZM44 131H43V133H44ZM57 131V130H56ZM72 131V130H71ZM83 131V130H82ZM81 131V132H82ZM93 131V130H92ZM144 131H145V129H144ZM182 131V130H181ZM185 131V130H184ZM191 131V130H190ZM204 131V130H203ZM203 131H202V133H203ZM207 131V130H206ZM206 131H204V133H207ZM236 131V130H235ZM61 132V131H60ZM67 132V131H66ZM76 132V131H75ZM74 132V133H75ZM80 132V133H81ZM85 133H87L86 131H84ZM91 132V131H90ZM126 132V131H125ZM175 134H176V131L174 130L173 131ZM172 132V133H173ZM195 132V131H194ZM213 132V131H212ZM220 133L222 132V131H219ZM227 132V131H226ZM240 132H241V130H240ZM73 133V135L75 136V134ZM84 133V134H85ZM97 133V132H96ZM110 133V132H109ZM117 133V132H116ZM120 133V132H119ZM118 133V134H119ZM186 133V132H185ZM189 133V132H188ZM193 133V132H192ZM202 133H200L199 132V134H201L202 135ZM223 133V132H222ZM235 133H237V132H235ZM242 133H243V131H242ZM48 134H50V132L48 133ZM59 132H58V136H59ZM64 134V133H63ZM77 134H79V133H77ZM76 134V135H77ZM106 134V133H105ZM107 134H108V132H107ZM106 134V135H107ZM174 134V135H175ZM194 134H196V133H194ZM238 134H239V132H238ZM52 135V134H51ZM67 135V134H66ZM71 135V134H70ZM94 135H95V133H94ZM111 135H113V134H111ZM127 135H128V133H127ZM132 135L133 134H131V136L130 137H132ZM177 135V134H176ZM180 135V136H179ZM179 135H177L176 137H181V134H179ZM185 135V134H184ZM197 135V134H196ZM208 135V134H207ZM206 134L204 135V136H207ZM224 136H226V134H223ZM38 136V135H37ZM40 136V135H39ZM55 136H57V135H55ZM61 136V135H60ZM82 136H84V135H82ZM90 136H91V134H90ZM97 136V135H96ZM104 136V135H103ZM114 136V138L116 137V135L114 134L113 135ZM112 136V137H113ZM120 136L121 135H119V138H120ZM210 136H212V135H209V137ZM80 137V136H79ZM126 138H127V136H125ZM129 137V138H130ZM186 137H187V135H186ZM208 137V138H209ZM236 137H237V135H236ZM28 138V137H27ZM70 138H71V136H70ZM87 138V137H86ZM117 138V137H116ZM202 138H203V136H202ZM206 138V137H205ZM212 138H214L213 140H215V137L214 136H212ZM212 138L210 137V139L212 140ZM40 139V138H39ZM61 139V138H60ZM77 139V138H76ZM89 139V138H88ZM90 139H92V137L90 138ZM89 139V140H90ZM109 139V138H108ZM176 139V138H175ZM56 140V139H55ZM58 140V139H57ZM72 140V139H71ZM79 140V139H78ZM83 140V139H82ZM86 140V139H85ZM110 140V139H109ZM114 140V139H113ZM137 140V139H136ZM212 140V141H213ZM216 140H218V139H216ZM240 139H238V141H239ZM27 141V140H26ZM29 141V140H28ZM27 141V142H28ZM52 141V140H51ZM59 141V140H58ZM75 140H73V141H70V142H74ZM115 141H117V140H115ZM182 141V140H181ZM210 141V140H209ZM61 142V141H60ZM59 142V143H60ZM81 143H82V141H80ZM86 142H87V140H86ZM91 141H89V143H90ZM130 142V141H129ZM166 142H167V140H166ZM170 142V141H169ZM183 142V141H182ZM181 142V143H182ZM186 142H188V140L186 141ZM216 142V141H215ZM215 142H213V144L215 143ZM42 143V142H41ZM52 143H54V142H52ZM58 143V144H59ZM77 143H78V141H77ZM76 143V144H77ZM81 143H79V144H81ZM83 143H84V141H83ZM88 143V144H89ZM111 143H112V141H111ZM117 144H119L118 142H116ZM128 143V142H127ZM217 143V142H216ZM74 144V143H73ZM85 144V143H84ZM113 144V143H112ZM126 144V143H125ZM130 144V143H129ZM129 144H127L128 146H129ZM132 144V143H131ZM141 143H139V145H140ZM53 145V144H52ZM86 145V144H85ZM91 145V144H90ZM102 145H103V142L101 141V140H99V141H93V143H92V146L91 147H93V148H95V149H100L101 147H102ZM121 145V144H120ZM119 145V146H120ZM124 145V144H123ZM122 145V147H124ZM134 145H135V142H134ZM138 145V146H139ZM142 145V144H141ZM155 145V144H154ZM181 145H185V144H181ZM223 145H224V143H223ZM29 146V145H28ZM43 146V145H42ZM69 146H70V144H69ZM68 146V147H69ZM89 146V145H88ZM105 146L107 147V145L105 144ZM111 146V145H110ZM109 146V147H110ZM113 146V145H112ZM111 146V147H112ZM165 146H166V144H165ZM168 146V145H167ZM166 146V147H167ZM214 146V145H213ZM212 146V147H213ZM71 147L73 148V146H72V144H71ZM76 146H74V148H75ZM80 147V146H79ZM91 147H90V149H91ZM110 147V148H111ZM145 147V146H144ZM149 148L150 147H152V146H148ZM157 147V146H156ZM155 147V148H156ZM169 147V146H168ZM182 147V146H181ZM211 147V148H212ZM30 148H31V146H30ZM33 148V147H32ZM46 148V147H45ZM44 148V150L46 151L47 149H45ZM51 148H53V146L51 147ZM73 148V149H74ZM77 148V147H76ZM75 148V149H76ZM82 148V147H81ZM80 148V149H81ZM86 148H88V147H86ZM109 148V149H110ZM116 148H118V146L116 147ZM120 148V147H119ZM137 149H138V147H136ZM155 148H153V153H154V149ZM160 148V147H159ZM158 148V149H159ZM161 148H162V146H161ZM165 148V147H164ZM215 148V147H214ZM60 149H62V148H60ZM125 149V148H124ZM136 149V150H137ZM152 149V148H151ZM157 149V148H156ZM155 149V150H156ZM156 150V151H160V150ZM163 149V148H162ZM39 150V148H37V151ZM41 150V149H40ZM43 150V151H44ZM50 150V149H49ZM48 150V151H49ZM54 150V149H53ZM56 150H59L58 148L56 149ZM63 150V149H62ZM69 150V149H68ZM67 150V151H68ZM72 150V149H71ZM78 150V149H77ZM82 150H87V153L89 154L90 152H88V149H82ZM111 150V149H110ZM118 150V149H117ZM135 150V151H136ZM139 150V149H138ZM137 150V151H138ZM141 150V149H140ZM150 150V149H149ZM171 150V149H170ZM210 150V149H209ZM209 150H207L208 152H209ZM217 150V149H216ZM66 151V150H65ZM73 151V150H72ZM96 151V150H95ZM107 151H108V147H107ZM121 150H119V152H120ZM124 151H126V150H124ZM134 151V150H133ZM163 151H166V150H163ZM173 150H171V152H172ZM35 152V151H34ZM39 152V151H38ZM42 152V151H41ZM47 152V151H46ZM54 152V151H53ZM53 152H52V155H53ZM63 152V151H62ZM83 152V151H82ZM118 152V154H121V153H119ZM128 152V151H127ZM130 152V151H129ZM131 152H132V150H131ZM131 152H130V154H131ZM170 152V153H171ZM175 152V151H174ZM173 152V153H174ZM213 152H214V150L212 151V153L210 154L209 153V155H212L213 154ZM216 152H218V151H216ZM215 152V153H216ZM259 152V151H258ZM40 153V152H39ZM47 153H49V152H47ZM55 153H57V152H55ZM67 153V152H66ZM65 153V156H64V159H65V162H67L68 161V163H69V161L70 162H72V163H75L74 164V166H73V164H71L74 168L76 167V168H79V166L77 167V166H75V165H77V163L79 164V162H80V160H82L81 158V156H79V155H68L67 156V154ZM74 153H75V151H74ZM77 153H78V151H77ZM86 153V152H85ZM103 153H107V152H103ZM126 153V152H125ZM133 153V152H132ZM157 153H159V152H157ZM168 153V152H167ZM180 153V152H179ZM38 154V153H37ZM82 154H84V153H82ZM94 154V153H93ZM92 154V155H93ZM95 154H96V152H95ZM102 154V153H101ZM144 153L142 152V155H143ZM147 154V153H146ZM162 154H163V152H162ZM206 154V153H205ZM59 155V154H58ZM61 155V154H60ZM85 155V154H84ZM92 155H90L89 154V157L90 156H92ZM103 155V154H102ZM108 155V154H107ZM113 155V154H112ZM117 155V153L114 155V156H116ZM124 155V154H123ZM135 155V158H136V155L137 154H134ZM149 155V154H148ZM153 155V154H152ZM155 156L157 155V154H154ZM209 155H207V157L209 156ZM216 154H214V156H215ZM225 155V154H224ZM51 156V155H50ZM55 156V155H54ZM57 156V155H56ZM62 156V155H61ZM87 156V155H86ZM106 156V155H105ZM108 156H110V155H108ZM108 156H106V158H108ZM117 156H119V155H117ZM131 156V155H130ZM144 157L143 158H145V155H143ZM163 156V155H162ZM218 156L220 157V155L218 154ZM218 156H216V158L218 157ZM92 157H94V156H92ZM100 157V156H99ZM113 157V156H112ZM112 157H110V158H112ZM121 157H123V156H121ZM129 157V156H128ZM132 157H134L133 155H132ZM147 158H149L148 156H146ZM154 157V156H153ZM167 157H169V156H167ZM171 157V156H170ZM212 157H213V155H212ZM225 157V156H224ZM52 158V157H51ZM56 158V157H55ZM88 158V157H87ZM116 158H118L119 159V157H116ZM125 158V157H124ZM124 158H123V160H124ZM130 158V157H129ZM140 159H141V157H139ZM158 157L156 156V158L155 159H157ZM159 158H161V156H159ZM176 158V157H175ZM174 158V159H175ZM208 158H210V157H208ZM50 159V158H49ZM113 159H115V157L113 158ZM117 159V160H118ZM121 159V158H120ZM134 159V158H133ZM153 159V158H152ZM151 159V161H154V160H152ZM166 159V158H165ZM178 159V158H177ZM177 159H175V162H176V160ZM215 159V158H214ZM57 160V159H56ZM67 160V161H66ZM84 160V159H83ZM82 160V161H83ZM88 160V159H87ZM87 160H84L85 162L87 161ZM92 160H94V159H92ZM108 160V159H107ZM110 160V159H109ZM108 160V161H109ZM122 160V161H123ZM131 160V159H130ZM148 160V159H147ZM146 159H145V161H147ZM159 160V159H158ZM216 160V159H215ZM52 161L54 162V163H57V162H61V161H58L57 160V162H55L54 161V158L52 159ZM90 161V160H89ZM89 161H87V163L89 162ZM106 161V160H105ZM122 161L120 162L119 161V163H122ZM127 161H128V159H127ZM134 161V160H133ZM144 161V162H145ZM163 161V160H162ZM162 161H159V162H162ZM48 162H50V161H48ZM52 162V164H54ZM84 162V163H85ZM116 162V161H115ZM141 162V161H140ZM157 162V161H156ZM164 162V161H163ZM162 162V163H163ZM174 162V163H175ZM180 162V161H179ZM178 162V163H179ZM183 162V161H182ZM211 162V161H210ZM216 162V161H215ZM45 163H46V160H45ZM62 163V162H61ZM81 163V162H80ZM112 163V162H111ZM125 163V162H124ZM129 163H131V161H129ZM148 163V162H147ZM155 162H153V164H154ZM162 163H159L160 165H158V163H156L157 164V166H158V169H159V166L161 167L162 165ZM47 164V163H46ZM46 164H44V165H46ZM92 164H93V162H92ZM92 164H91V166H92ZM101 164V163H100ZM108 164V163H107ZM106 163L105 164H103L104 166L105 165H107ZM118 164V163H117ZM123 164V163H122ZM133 164H135V163H133ZM144 164V163H143ZM151 165H153L152 164V162L150 163ZM150 164H147V165H149V167L147 168L148 170L150 169V167H152ZM155 164V165H156ZM48 165V164H47ZM50 165V167H52V165H51V163L49 164ZM62 165V164H61ZM70 165V166H71ZM98 165V164H97ZM102 165V164H101ZM128 165V164H127ZM132 165V164H131ZM139 165V164H138ZM146 165V164H145ZM154 165V166H155ZM163 165H164V163H163ZM166 165V164H165ZM175 165V164H174ZM211 165H213V164H211ZM64 166H66L65 164H64ZM87 166H89V163H88V165ZM103 166V167H104ZM124 166V165H123ZM135 166V165H134ZM40 167H42V165L40 166ZM54 167V166H53ZM52 167V168H53ZM63 166H61L60 168L58 167V169H61ZM66 167H68V165L66 166ZM111 167V166H110ZM136 167V166H135ZM139 167V166H138ZM51 168V169H52ZM72 168V167H71ZM81 168V167H80ZM88 168V167H87ZM90 168V167H89ZM92 168V167H91ZM106 168V167H105ZM115 168V167H114ZM117 168V167H116ZM127 168H131V167H129V165H128V167ZM133 168V167H132ZM143 168V167H142ZM161 168H163V167H161ZM160 168V169H161ZM50 169V170H51ZM54 169V168H53ZM69 169V168H68ZM73 169V168H72ZM104 169V168H103ZM108 169V168H107ZM120 170H121V168H119ZM118 169V170H119ZM137 169V168H136ZM135 169V170H136ZM139 169V168H138ZM141 169V168H140ZM153 169H154V167H153ZM42 170H44V169H42ZM45 170H47L46 169V166H45ZM82 170V169H81ZM92 170H93V168H92ZM106 170V169H105ZM113 170V169H112ZM111 170V171H112ZM117 170V171H118ZM154 170H156V169H154ZM154 170H152V171H154ZM49 171V170H48ZM86 171V170H85ZM84 171V172H85ZM88 171V170H87ZM104 171V170H103ZM102 171V174L103 173H105V172H103ZM110 170H108V172H109ZM116 170L114 169V172H115ZM139 171V170H138ZM160 171V170H159ZM44 172V171H43ZM82 172V171H81ZM106 172H107V170H106ZM121 172H124V171H121ZM121 172H119V173H121ZM130 172V171H129ZM146 172H148V171H146ZM158 172V171H157ZM38 173H41V172H38ZM52 173V172H51ZM54 173V172H53ZM67 173H69V172H64V173H62V175L63 176H65ZM83 173V172H82ZM88 173H90V172H88ZM92 173V172H91ZM90 173V174H91ZM112 173V172H111ZM116 173H118V172H116ZM136 173V172H135ZM151 173V172H150ZM153 173V172H152ZM151 173V174H152ZM84 174V173H83ZM83 174H82V176H83ZM89 174V175H90ZM101 174V173H100ZM99 174V175H100ZM101 174V175H102ZM106 174H108L109 175V173H105V175ZM124 174V173H123ZM132 174V173H131ZM130 174V175H131ZM140 174H141V172H140ZM147 174V173H146ZM149 174V173H148ZM168 174V173H167ZM172 175H174L173 173H171ZM170 174V175H171ZM89 175H87V173H86V177L88 176V178H89V180H90V177H89ZM116 175V174H115ZM163 175H164V173H163ZM177 175V174H176ZM179 175V174H178ZM38 176H40V175H38ZM107 176V175H106ZM105 176V177H106ZM110 176V175H109ZM114 176V175H113ZM119 176V175H118ZM125 176H126V174H125ZM124 176V177H125ZM131 176H133V174L131 175ZM149 176V175H148ZM159 176H161L162 177V175H159ZM167 176V175H166ZM168 176H169V174H168ZM167 176V180H168V178L170 177H168ZM175 176V175H174ZM173 176V177H174ZM46 177H47V175H46ZM50 177V176H49ZM84 177V176H83ZM85 177V178H86ZM102 176H100V178H101ZM104 177V176H103ZM120 177H123V176H120ZM123 177V178H124ZM127 177V176H126ZM125 177V178H126ZM136 177V176H135ZM138 177H140V176H138ZM138 177H136V179L138 178ZM147 177V176H146ZM150 177V176H149ZM157 177V176H156ZM43 178H45V177H43ZM95 178H97V177H95ZM95 178H93V179H95ZM107 178V177H106ZM117 178H119V177H117V176H115V179L117 180ZM128 178V177H127ZM130 178V177H129ZM151 178H153L152 177V175H151ZM150 178V179H151ZM162 178H164V177H162ZM161 178V179H162ZM37 180H38V177L36 178ZM52 179H54V178H52L51 177V179L50 180H52ZM80 179H81V176H80ZM84 179V178H83ZM98 179V178H97ZM102 179V178H101ZM103 179H105V178H103ZM108 179H110L109 177L107 178V180ZM114 179V178H113ZM108 180V181H114V180ZM157 179H160V177L159 178H157ZM9 180V179H8ZM37 180H35L32 184H30V185H25V184H22V186L20 187V189H18L19 191L16 193L15 191V195L14 196H12L10 199H8L7 201L8 202H6V203H9L10 205H11V207L12 208H17V209H21V211L23 212V218L21 217V219H22V223H23V226H25V228H23V231H24V229H26L25 230V234H24V232L23 231H19V229L21 230V228H19V229H17V227H16V231H19V232H21L22 234H24L23 235V237L26 235V232L27 231H29L28 233L30 234L31 232H35V231H37V230H40L41 232H42V235H41V238H40V244H44V245H41V246H47V248L48 249H52L54 246H61L60 248H61V251H62V249H64V248H69V247H71V246H73V245H77V244H84V245H88V246H90V245H92V247H91V249H95L94 251L95 252H100L102 249H107V248H109L110 250H111V248L112 247H114V246H116L117 244H118V246H119V240L121 239L120 237L121 236H123V235H125V233L123 234V235H121L122 234V232L124 231V229H125V224L123 225V224H121V222L116 218L117 216L116 215H113V213L114 214H116L117 213V209L118 208H120L121 209V207L120 206H123L124 204H120L119 205V207L112 213V211H111V213L112 214H110V213H108L107 214V212L105 211L104 212V209H103V206H102V209L100 210V211H102V213H100L99 212V214L98 215H93V214H90L89 212H88V209H87V211H84L83 209H82V207L80 208V207H78V203L76 202V201H74L73 199H71V198H69V199H67L66 201H65V203L66 204H64V202H62V203H59V201L60 200H57L56 198L57 197H52L51 196V192H50V190H49V188H44V184L42 185L43 186V188L42 187H40L39 186V182L37 181ZM39 180H41V179H39ZM69 180V182H70V179H68ZM86 180V179H85ZM100 179H98V181H99ZM106 180V181H107ZM120 180H121V178H120ZM153 180V179H152ZM163 180H165V179H163ZM13 181V180H12ZM84 181V180H83ZM107 181V182H108ZM118 181V180H117ZM126 181H127V179H126ZM154 181V180H153ZM161 181V180H160ZM160 181H159V183H160ZM169 181V180H168ZM174 181V180H173ZM172 181V182H173ZM187 181V180H186ZM10 182V181H9ZM14 182V181H13ZM42 182V181H41ZM49 182V184L51 185V186H57V184L56 183H53L52 181H48ZM52 184H51V183ZM55 182V181H54ZM59 182V181H58ZM62 182V181H61ZM64 182H68V181H64ZM68 182V183H69ZM79 182V181H78ZM99 182H101V180L99 181ZM98 182V183H99ZM120 182V181H119ZM128 182H129V180H128ZM131 182V181H130ZM146 182V181H145ZM150 183H151V181H149ZM165 182V181H164ZM7 183V182H6ZM43 183V182H42ZM46 183V182H45ZM75 183V182H74ZM79 183H81L82 184V182H79ZM117 183V182H116ZM127 183V182H126ZM125 183V188L128 186V184H126ZM133 183V182H132ZM140 183V182H139ZM147 183H148V181H147ZM158 183V182H157ZM157 183H155V184H157ZM163 183V182H162ZM167 183V182H166ZM165 183V184H166ZM170 183V182H169ZM189 183V182H188ZM62 184H63V182H62ZM70 184V183H69ZM78 183H76V185H77ZM91 184V181H88L87 183H86V185H90ZM109 184V183H108ZM110 184H112V183H110ZM124 184V182L122 183V185ZM134 184V183H133ZM145 184V183H144ZM165 184H164V186H165ZM168 184V183H167ZM167 184H166V187H168L167 186ZM170 184H175L174 182L173 183H170ZM10 185H11V183H10ZM21 185V184H20ZM46 185H47V183H46ZM49 185V186H50ZM65 185H67V184H65ZM65 185H63V186H65ZM70 185H72V184H70ZM84 185V184H83ZM100 185V184H99ZM114 185H115V183H114ZM121 184H119V186H120ZM147 185V184H146ZM187 185V184H186ZM185 185V186H186ZM15 186H17V185H15ZM19 186V185H18ZM48 186V185H47ZM73 186H75V185H73ZM82 186V185H81ZM85 186V185H84ZM98 186V185H97ZM108 186V185H107ZM106 186V187H107ZM118 186V187H119ZM142 186V185H141ZM148 186V185H147ZM152 187H153V185H151ZM158 186V185H157ZM68 187H70V186H68ZM113 187V186H112ZM115 187V186H114ZM138 187V186H137ZM140 187V186H139ZM149 187V186H148ZM151 187V189H153ZM155 187V186H154ZM62 187H60L59 189H61ZM66 188H67V186H66ZM77 188H82V187H77ZM101 188V187H100ZM108 188H109V186H108ZM122 188V187H121ZM124 188V189H125ZM130 188V187H129ZM134 188H135V186H134ZM163 188H165V187H163ZM74 188H70L69 190H73ZM83 189V188H82ZM107 189V188H106ZM105 189V190H106ZM132 189V188H131ZM130 189V190H131ZM137 189H140V188H137ZM142 189V188H141ZM69 190H67L68 192H69ZM85 191H86V189H84ZM84 190H82V191H84ZM88 190V189H87ZM92 190V189H91ZM97 190V189H96ZM99 190H101L102 191V189H99ZM113 190V189H112ZM114 190H116L117 191V188L115 189L114 188ZM126 190V189H125ZM150 190V189H149ZM148 189H147V192L149 191ZM156 190V189H155ZM165 190V189H164ZM52 191V190H51ZM64 191V190H63ZM62 191V192H63ZM75 191H77V190H75ZM82 191L80 190V191H78V193H79V196L80 195H82L83 193H82ZM104 191V190H103ZM111 191V190H110ZM115 191V192H116ZM122 191V193H123V191L124 190H121ZM143 190H141V192H142ZM144 191H146L145 190V188H144ZM54 192L55 191H53L52 193L54 194ZM61 192V191H60ZM59 192V193H60ZM61 192V193H62ZM71 192V191H70ZM90 192V191H89ZM94 192V191H93ZM97 192V191H96ZM99 192V191H98ZM98 192H97V194H98ZM128 192H129V190H128ZM138 192V191H137ZM140 192V191H139ZM140 192V193H141ZM149 192H151V190L149 191ZM153 192H155V191H153ZM152 192V193H153ZM233 192V191H232ZM231 192V193H232ZM236 192V191H235ZM59 193H56V195L57 194H59ZM66 193V192H65ZM65 193H63V194H65ZM85 194L87 193V192H84ZM107 193V192H106ZM113 193V192H112ZM134 193V192H133ZM70 194V193H69ZM110 194V193H109ZM108 194V195H109ZM127 194H129V193H127V190H126V195ZM130 194H132V193H130ZM135 194V193H134ZM137 194V193H136ZM150 194V193H149ZM160 194V193H159ZM254 194V195H253ZM67 195V194H66ZM71 195V194H70ZM101 195V194H100ZM99 195V196H100ZM107 195V196H108ZM121 195V194H120ZM123 196H124V193L122 194ZM125 195V196H126ZM133 195V194H132ZM140 195V194H139ZM138 195V196H139ZM142 195H146V193L145 194H143V192H142ZM151 195V194H150ZM150 195H148V196H150ZM153 195V194H152ZM155 195H157L158 196V198H159V195L157 194V191H156V194ZM154 195V196H155ZM250 195H253L252 197H251V199L253 200H251L252 202H254L253 204H255L257 201L256 200H258L255 196L256 195H258L256 192L255 193H251ZM54 196H55V194H54ZM77 196V195H76ZM76 196H74V195H72V197H76ZM79 196H77V197H79ZM97 196V199H99L98 198V195H96ZM103 196H105V195H103ZM102 196V197H103ZM106 196V197H107ZM119 196V195H118ZM122 196V199L125 197H123ZM128 196V195H127ZM135 196V195H134ZM147 196V197H148ZM161 196H162V194H161ZM164 196H166V193H165V195ZM10 197V196H9ZM88 197V196H87ZM110 197V196H109ZM130 197H133V196H130ZM136 197H137V195H136ZM140 197V196H139ZM144 197V196H143ZM142 197V198H143ZM163 197V196H162ZM249 197V196H248ZM63 198H66V197H63ZM80 198V197H79ZM81 198H82V196H81ZM85 198V197H84ZM91 198V197H90ZM104 198V197H103ZM126 198V197H125ZM141 198V197H140ZM166 198V197H165ZM256 198V199H255ZM61 199V198H60ZM76 199H78V198H76ZM87 199V198H86ZM92 199V198H91ZM94 199H96V197L94 198ZM107 199H108V197H107ZM110 199V198H109ZM264 199V198H263ZM79 200H81V199H79ZM103 200V199H102ZM101 200V201H102ZM106 200V199H105ZM111 200H114V199H111ZM119 200H121L120 199V197H119V199H118V201ZM139 200V199H138ZM137 200V201H138ZM149 200H151V199H149ZM149 200H147L146 201V205H149V206H147V207H150L151 208V206L152 207H154V205H151L150 206V204H149ZM154 200V199H153ZM153 200H151V201H153ZM162 200V199H161ZM166 200V199H165ZM169 200V199H168ZM62 201V200H61ZM84 201H85V199H84ZM84 201L82 202V200L80 201L81 203H83L84 204ZM88 201V200H87ZM95 201V200H94ZM98 201V200H97ZM101 201L99 202V205H100V203H101ZM107 201V200H106ZM123 201V200H122ZM144 201H145V199H144ZM156 201H157V199H156ZM167 201V200H166ZM250 201V202H251ZM261 201H263V200H261ZM96 202V201H95ZM103 202H105V201H103ZM113 202V201H112ZM147 202H148V204H147ZM160 202V201H159ZM264 202V201H263ZM80 203V204H81ZM87 204L86 205H89V203L88 202H86ZM124 203V202H123ZM139 203V202H138ZM154 203H157L156 204V206L158 205V202H155V200H154ZM167 203V202H166ZM262 203V202H261ZM62 204V205H61ZM82 204V205H83ZM92 204H94V203H92ZM91 204V205H92ZM104 204V203H103ZM107 205L106 206H109L108 204V202L106 203ZM115 204V203H114ZM160 204H162V203H160ZM159 204V205H160ZM4 205V204H3ZM127 205H129V204H127ZM136 205V204H135ZM146 205H144V203H143V206H146ZM165 205H167V204H165ZM1 206V205H0ZM93 207H95V205H92ZM97 206H98V202H97V205H96V209H98L97 208ZM105 206V207H106ZM116 206V205H115ZM115 206H113V207H115ZM117 206H118V204H117ZM131 206H133V205H130V207ZM143 206H141V207H143ZM163 206V205H162ZM161 206V207H162ZM168 206V205H167ZM251 206V205H250ZM130 207H128L127 206V209L128 210H132V209H130ZM133 207H135V206H133ZM132 207V208H133ZM160 207V206H159ZM165 207V206H164ZM164 207H162V208H164ZM261 207H263V205L261 206ZM9 208V206L7 207V209ZM14 208V209H15ZM86 208V207H85ZM87 208H89V206H87ZM92 208V207H91ZM100 208H101V206H100ZM109 208H110V206H109ZM144 208V207H143ZM123 210H124V207L122 208ZM126 209V208H125ZM126 209V210H127ZM137 209V208H136ZM141 209V208H140ZM153 209V208H152ZM161 209V208H160ZM263 209V208H262ZM86 210V209H85ZM94 210V209H93ZM93 210H91V211H93ZM109 210V209H108ZM111 210V209H110ZM109 210V211H110ZM133 210H135V209H133ZM142 210V209H141ZM145 210V209H144ZM248 210H251V207H250V209L248 208ZM247 210V211H248ZM20 211V212H21ZM96 211V210H95ZM94 211V212H95ZM97 211H99V210H97ZM96 211V212H97ZM143 211V210H142ZM160 214L162 213V212H164V211H162V209L160 210V211H162V212H160L159 210H157ZM260 211V210H259ZM259 211L257 212V213H254V218H253V221H252V224H253V222H255V223H259L260 225L261 224H263L264 223V215H260V213H259ZM4 212V211H3ZM93 212V213H94ZM116 212V213H115ZM124 212V211H123ZM130 212V211H129ZM138 212H140L141 213V211L140 210H138ZM146 212V211H145ZM144 212V213H145ZM147 212H150V211H147ZM156 212V211H155ZM134 213V212H133ZM143 213V212H142ZM154 213V212H153ZM159 213H157V214H159ZM165 213V212H164ZM9 214V213H8ZM15 214V213H14ZM13 214V215H14ZM96 214V213H95ZM119 214V213H118ZM127 213H126V211H125V215H126ZM136 212L134 213V216L136 217ZM152 214V213H151ZM156 214V215H157ZM249 214V213H248ZM262 214V213H261ZM10 215V214H9ZM16 215H18V214H16ZM15 215V216H16ZM19 215H20V213H19ZM18 215V216H19ZM21 215V216H22ZM131 215H133V214H131ZM144 215V214H143ZM148 216L150 215V214H147ZM154 216H155V214H153ZM249 215H251V213L249 214ZM11 216V215H10ZM137 216H138V214H137ZM145 216V215H144ZM159 216V215H158ZM259 216V217H258ZM8 217V216H7ZM12 217V216H11ZM120 217V216H119ZM123 217V216H122ZM127 217V216H126ZM129 217V216H128ZM127 217V218H128ZM131 217V216H130ZM135 217H133V219L135 218ZM139 217V216H138ZM156 217V216H155ZM125 218V217H124ZM123 218V219H124ZM159 218H160V216H159ZM126 219V218H125ZM138 219V218H137ZM136 219V220H137ZM140 219V218H139ZM142 219V218H141ZM144 220H145V218H143ZM142 219V220H143ZM128 220V219H127ZM135 220V219H134ZM150 220H152V219H150ZM150 220H149V222H150ZM123 221V220H122ZM124 221H126V220H124ZM124 221H123V223H124ZM130 221V220H129ZM164 221V220H163ZM176 220H174V222H175ZM144 222V221H143ZM142 222V223H143ZM148 222V221H147ZM146 222V223H147ZM148 222V223H149ZM159 222V221H158ZM157 222V223H158ZM178 222V221H177ZM180 222V221H179ZM21 223V222H20ZM126 223V222H125ZM159 223H161V222H159ZM165 223H166V221H164V225H165ZM15 224V223H14ZM129 224V226H130V222L128 223ZM154 224V223H153ZM156 224V223H155ZM163 223H161V225H162ZM180 224H182V223H180ZM15 225H17V224H15ZM127 225V224H126ZM141 225V224H140ZM151 225V224H150ZM149 225V226H150ZM18 226V225H17ZM21 226V224H19V226L18 227H20ZM124 226V227H123ZM132 226H134V223H133V225ZM142 226H144L143 224H142ZM183 225H181L180 227H182ZM259 226V225H258ZM264 226V225H263ZM22 227V226H21ZM137 226H135V228H136ZM151 227V226H150ZM153 227H154V225H153ZM152 227V228H153ZM255 227V226H254ZM144 227H142V229H143ZM147 228V227H146ZM145 228V229H146ZM149 229V228H148ZM163 234H164V232H165V229H166V227H163ZM179 229V228H178ZM181 229H183V228H181ZM133 230V229H132ZM131 230V231H132ZM137 230H139V229H137ZM144 230V229H143ZM151 230H153V229H151ZM162 230V229H161ZM39 231V233H41ZM127 231V230H126ZM130 231V230H129ZM136 230L134 229V232H135ZM146 231H148V230H146ZM183 231V230H182ZM133 232V231H132ZM137 232V231H136ZM131 233V232H130ZM151 233V232H150ZM154 233V232H153ZM161 233V232H160ZM166 233V232H165ZM182 233V232H181ZM132 234H134V233H132ZM149 234V233H148ZM156 234V233H155ZM175 234H177V233H175ZM184 234V233H183ZM190 234V233H189ZM211 234V233H210ZM36 235V234H35ZM37 235H38V233H37ZM106 235H109V236H114V239H112L111 240V238H110V240H104V236H106ZM131 235V234H130ZM129 235V236H130ZM137 235H138V233H137ZM143 235H145V234H143ZM150 235V234H149ZM161 235V234H160ZM174 235V234H173ZM172 235V236H173ZM192 235V234H191ZM142 236V235H141ZM158 236V235H157ZM170 236H171V233H170ZM180 236V235H179ZM212 234H211V239L215 242L216 240H214L213 238H212ZM37 237V236H36ZM40 237V236H39ZM138 237V236H137ZM143 237V236H142ZM148 237H150V240H151V237L152 238H154L155 239V237H154V235L153 236H148ZM166 237V236H165ZM164 237V238H165ZM178 237V236H177ZM183 237V236H182ZM186 237V236H185ZM188 237H190V236H188ZM230 237H232V236H230ZM234 238H235V236H233ZM123 238V237H122ZM163 238V239H164ZM167 238V237H166ZM172 238V237H171ZM187 238V237H186ZM191 238H193V237H191ZM195 238H197V237H195ZM194 238V239H195ZM200 238V237H199ZM199 238H197V239H199ZM32 239H36V238H32ZM126 239V238H125ZM142 239V238H141ZM157 239V238H156ZM183 239V238H182ZM203 239V238H202ZM229 239V238H228ZM22 240V239H21ZM131 240V239H130ZM136 240V239H135ZM178 241H179V239H177ZM196 240V239H195ZM190 240L191 242H194V243H198V242H202L203 244H204V246L206 247V245H205V240L203 239V241H198V240ZM208 240V238H206V241ZM220 240V239H219ZM230 240V239H229ZM231 240H232V238H231ZM238 239H236V241H237ZM137 241V240H136ZM159 241H161V239L159 238ZM165 241H167L166 239H165ZM26 242H27V239H26ZM33 242V241H32ZM36 242V241H35ZM42 242V243H41ZM161 242H164V240L163 241H161ZM230 242H232V241H229V243ZM234 242V241H233ZM36 243H38V242H36ZM156 243H158V241L156 242ZM216 243V242H215ZM238 243V242H237ZM183 244H185L184 242H183ZM241 244V243H240ZM32 245V243L30 244V246ZM123 245V244H122ZM121 245V246H122ZM192 245V244H191ZM24 246V245H23ZM36 246H38L37 244H36ZM79 246V245H78ZM140 246V245H139ZM200 246H201V244H200ZM233 246V245H232ZM237 246V245H236ZM39 247V246H38ZM80 247V246H79ZM79 247H78V249H79ZM161 247V246H160ZM231 247V246H230ZM39 248H41V247H39ZM44 248V247H43ZM55 248V247H54ZM54 248H53V251H54ZM59 248V247H58ZM77 248V247H76ZM76 248H74V249H76ZM115 248V247H114ZM120 248V247H119ZM119 248H116V250L117 249H119ZM149 248V247H148ZM187 248V247H186ZM198 248V247H197ZM57 249V248H56ZM70 249V248H69ZM71 249H72V247H71ZM70 249V250H71ZM157 249H158V245H157ZM231 249V248H230ZM43 250V249H42ZM65 250H68V249H65ZM65 250H63V252L65 251ZM73 250V249H72ZM77 250V249H76ZM80 250V249H79ZM89 250H90V248H89ZM110 250H109V252H110ZM122 250V249H121ZM125 250V249H124ZM139 250V249H138ZM144 250V249H143ZM160 250V249H159ZM166 250V249H165ZM231 250H233V249H231ZM230 250V251H231ZM234 250H236V249H234ZM243 250V249H242ZM251 250H253V249H251ZM257 250H262V252L264 253V249H257ZM45 251V250H44ZM43 251V252H44ZM59 251H60V249H59ZM60 251V252H61ZM69 251V250H68ZM74 251V250H73ZM85 251V253H87L86 252V250H84ZM90 251H92V250H90ZM130 251V250H129ZM131 251H132V249H131ZM134 251V250H133ZM171 251L172 250H170L169 251V253H171ZM211 251H213V249H210V250H208V249H190V250H180V253L178 252L177 253V255H171V254H169V256H167V254L166 255H164V254H161V255H157L156 253H151V252H149L147 255H146V259H143V264H156L155 263V261L157 262L158 261V263L161 261V263H162V261L164 262V263H166V264H224V262L220 259V257H223L224 258V254H226L227 252H220V255H219V258L217 259V260H212V257H211V254H210V252ZM246 251V250H245ZM55 252V251H54ZM63 252L62 253H60V254H63ZM70 252V251H69ZM77 252V251H76ZM82 252V251H81ZM112 252V251H111ZM124 252V251H123ZM163 252V251H162ZM173 252V251H172ZM260 252V251H259ZM258 252V253H259ZM38 253V252H37ZM36 253V254H37ZM51 253V252H50ZM90 253V252H89ZM92 253V252H91ZM101 253V252H100ZM105 253V252H104ZM108 253V252H107ZM106 253V254H107ZM147 253V252H146ZM164 253V252H163ZM168 253V252H167ZM231 253V252H230ZM240 253V252H239ZM256 251L254 250V252L252 251V252H248V253H243V255H244V257H245V255L247 256L246 257V261L244 262V261H241L243 264H264V261L263 260H261V257H258V256H255L256 255ZM263 253H262V255H263ZM48 253H46L45 252V255H47ZM65 254H67V253H65ZM75 254V253H74ZM80 254V253H79ZM111 255H112V253H110ZM115 254V253H114ZM131 254V253H130ZM129 254V255H130ZM134 254H136V253H134ZM138 254V253H137ZM232 254V253H231ZM238 254V253H237ZM44 255V254H43ZM51 255V254H50ZM64 255V254H63ZM62 255V256H63ZM70 255V254H69ZM77 255H78V253H77ZM76 255V256H77ZM91 255V254H90ZM94 255V254H93ZM102 255H103V253H102ZM123 255H125V252H124V254ZM132 255V254H131ZM234 255V254H233ZM232 255V256H233ZM258 255V254H257ZM260 255V254H259ZM60 256V255H59ZM66 256V255H65ZM74 256V255H73ZM80 256V255H79ZM110 256V255H109ZM125 256H127V254L125 255ZM212 256H214V255H212ZM235 256V255H234ZM236 256H238V255H236ZM240 256V255H239ZM38 257V256H37ZM64 257V256H63ZM96 257V256H95ZM94 257V258H95ZM122 257H124V256H122ZM128 257V256H127ZM137 257V256H136ZM171 257H173V259H171ZM217 257V256H216ZM241 257V256H240ZM263 257H264V255H263ZM262 257V258H263ZM54 258H56V257H54ZM70 258V257H69ZM68 257H67V259L68 260H70ZM77 257H75V259H76ZM85 258V257H84ZM90 259H91V257H89ZM89 258H88V260H89ZM101 258H105V257H101ZM129 258V257H128ZM39 259V258H38ZM71 259H72V257H71ZM74 259V260H75ZM80 259V258H79ZM93 259V258H92ZM100 259V258H99ZM111 259H113V258H111ZM124 259V258H123ZM164 259H166V260H164ZM168 259H171V260H168ZM231 259V258H230ZM230 259H229V261H230ZM233 259V258H232ZM54 260H56V259H54ZM57 260H59V258L57 259ZM73 260V261H74ZM77 260V259H76ZM84 259H83V257H82V261H83ZM87 260V259H86ZM85 260V261H86ZM87 260V261H88ZM102 260V259H101ZM124 260H126V259H124ZM140 260H142V259H140ZM226 260V259H225ZM236 260V259H235ZM241 259L239 258V261H240ZM39 261V260H38ZM62 261H63V259H62ZM93 261V260H92ZM91 261V262H92ZM103 261V260H102ZM101 261V262H102ZM109 261V260H108ZM114 261H116L115 259H114ZM227 261V260H226ZM238 261V262H239ZM53 261H51V263H52ZM56 262V261H55ZM63 262H65V260L63 261ZM68 262V261H67ZM66 262V263H67ZM76 261H74V263H75ZM98 262V261H97ZM106 262V261H105ZM110 262V261H109ZM120 262H122V261H120ZM119 262V263H120ZM125 262V261H124ZM50 263V264H51ZM57 263V262H56ZM88 263V262H87ZM86 263V264H87ZM93 263V262H92ZM100 263V262H99ZM237 263V262H236ZM37 264H39V262L37 263ZM48 264H49V262H48ZM55 264V263H54ZM64 264V263H63ZM68 264V263H67ZM82 264V263H81ZM91 264V263H90ZM103 264V263H102ZM111 264V263H110ZM114 264V263H113ZM139 264V263H138ZM140 264H142V263H140Z\"/></svg>",
  "mask_w": 264,
  "mask_h": 264
}]
</instances>
